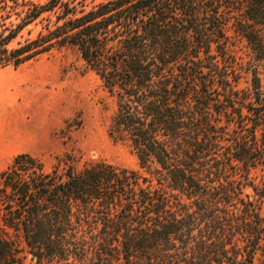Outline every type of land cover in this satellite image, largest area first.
<instances>
[{
  "label": "trees",
  "instance_id": "1",
  "mask_svg": "<svg viewBox=\"0 0 264 264\" xmlns=\"http://www.w3.org/2000/svg\"><path fill=\"white\" fill-rule=\"evenodd\" d=\"M62 49L139 170L15 156L0 264H264V0H0V71Z\"/></svg>",
  "mask_w": 264,
  "mask_h": 264
},
{
  "label": "rangeland",
  "instance_id": "2",
  "mask_svg": "<svg viewBox=\"0 0 264 264\" xmlns=\"http://www.w3.org/2000/svg\"><path fill=\"white\" fill-rule=\"evenodd\" d=\"M237 45V56L247 59L246 43L240 41ZM6 73L8 78L23 82V108L14 114L24 117L20 127L27 139L21 147L29 148L22 152L32 153L48 171L58 164V158L66 155L81 157L83 162L103 161L139 170L138 159L130 147L110 138L113 100L99 78L85 68L77 51H54L18 70L8 68ZM248 79L244 75L241 88L248 86ZM11 162L0 163V172ZM253 176L259 184L264 180V171L254 172Z\"/></svg>",
  "mask_w": 264,
  "mask_h": 264
},
{
  "label": "crops",
  "instance_id": "3",
  "mask_svg": "<svg viewBox=\"0 0 264 264\" xmlns=\"http://www.w3.org/2000/svg\"><path fill=\"white\" fill-rule=\"evenodd\" d=\"M6 70L0 71V163H7L19 154H23L29 148L23 145L21 124L22 116H14L23 108L21 99L22 81H14L8 78ZM15 95V99H13ZM33 155L32 153H28ZM34 156V155H33Z\"/></svg>",
  "mask_w": 264,
  "mask_h": 264
}]
</instances>
